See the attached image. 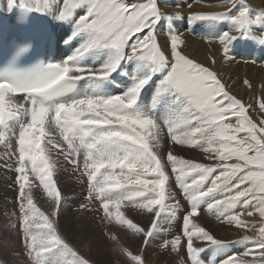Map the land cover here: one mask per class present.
<instances>
[{"label": "snow or ice", "instance_id": "snow-or-ice-1", "mask_svg": "<svg viewBox=\"0 0 264 264\" xmlns=\"http://www.w3.org/2000/svg\"><path fill=\"white\" fill-rule=\"evenodd\" d=\"M211 7L226 11L191 13L188 27L203 26L226 57L242 43L264 52V8L250 0ZM4 12L14 22L0 70V162L16 173L15 227L25 251L15 255L29 264H88L59 228L65 199L55 173L62 158L84 183V200L95 201L106 218L117 209L128 219L129 208L147 213V227L132 220L141 247L155 243L171 255L169 264H204L210 250L222 256L219 264H264V226L256 239L229 241L199 222L204 207L235 228L256 227L237 208L255 205L264 216V118L253 120L216 72L184 54L174 30L182 14L162 13L159 0H7ZM161 22L173 34L166 44L157 36ZM6 40L0 27V46ZM61 41L71 55L42 59ZM149 88L151 100L141 104ZM258 107L264 112V99ZM30 136L40 137L42 159L33 158ZM185 149L208 162L185 158L179 154ZM45 164L59 197L51 216L32 195L38 187L52 199ZM79 209L91 210L84 203ZM138 256L146 260L144 251L128 250L133 264Z\"/></svg>", "mask_w": 264, "mask_h": 264}, {"label": "bare ground", "instance_id": "bare-ground-1", "mask_svg": "<svg viewBox=\"0 0 264 264\" xmlns=\"http://www.w3.org/2000/svg\"><path fill=\"white\" fill-rule=\"evenodd\" d=\"M129 1L131 2V0ZM171 1H173L171 2L173 4L168 5L165 3L166 0H159V6L162 13L187 14L190 13L189 11H192L194 8L200 9L205 8L207 5L211 6L219 3V0H187V4L182 0ZM250 3L255 7L264 8L261 4V0H250ZM4 4L7 5V0H4ZM188 4L190 5L188 6ZM179 24L182 25L181 23ZM221 27L226 26L222 25ZM183 29L184 28L182 26H178V28H175L174 30L180 34L179 37L183 42L182 51L184 54L201 62H205V65L211 66L221 81H224V84L227 81H234L232 78L233 75L248 74L255 69L257 71L264 69V59L262 60V57H258V55L261 53V50L254 52L248 48V46L242 43L233 49H229V55L226 57L222 52L221 46L216 41L208 39L210 33L206 29H197V31L200 33L197 39L190 36L187 31V33H184L185 31H183ZM164 31H166L165 33L168 34V37H165L167 34L165 35ZM157 36L161 44H166V42L172 38V33L169 32L167 25H163V23H161V25L157 28ZM213 60H215V63L212 62ZM253 116L255 117L256 113H253ZM167 149L168 146L166 145L165 151H167ZM179 154L185 158H189L197 162L207 163L204 154L198 150L189 151L185 149ZM15 176L16 174L14 173H5L0 171V190H8L7 203L9 207L7 206V208L10 210V216H8L7 219L11 220V228L6 224L4 226H0V231L3 233L0 243L4 242L10 247L9 251L3 254L5 259V263L3 264H29V261L25 259L23 255L17 256L14 254V252H24V248L17 240L18 229L14 226L16 222V218L14 217H17L18 219L16 204L13 202L16 194V186L14 183ZM11 184L15 186V188L13 187V189H9V185ZM59 186L64 194L65 199V203L61 208L59 228L64 239H66L72 246L77 241V245L73 247L90 264H133V262L127 258L129 249L132 252H145L146 260L140 261L138 256L136 264H169L172 259L171 255L169 254L165 256L163 251L157 247L155 243H153L152 246L146 250L142 249L141 247L143 236L141 235L140 231L136 229V226L132 224V220L141 226L147 227L150 219L147 213H141L135 209L129 208L126 211L131 219H128L125 218L124 214L120 213L117 209L112 213V218H108L111 220V223H104L102 220V222H99L100 219L98 214L94 217H89L88 213H84L78 209L81 193L85 191L84 187L81 188L78 194L79 199H77L74 194H71L70 184L66 178L59 182ZM46 189L49 194H51L52 199L49 201V204L53 208L56 202L55 196L53 195L51 189ZM34 201L40 205L35 198ZM0 203L1 210L5 211V203L1 200ZM258 209V207L252 206L246 209L237 208L236 211L243 213V216L245 217L242 218L244 220H248V225H254V223L259 224V217L261 216L259 215ZM251 211L256 212L249 215ZM7 215L8 214H5L6 217ZM98 222L100 225L97 224ZM199 222L213 235L222 240L234 241L235 234L250 233L252 230V227L235 228L227 225L226 223H222L220 219L217 218L216 209H208L207 207H204ZM80 229L82 231L84 230L85 234L79 235L80 233L78 232ZM4 243L0 245L1 249H3L4 246L7 247V245H4ZM102 244L104 245L102 246ZM203 258L204 264H213V261H215L216 264H219V260L222 259V256H217L210 250L209 252L203 254ZM248 259L250 258L248 257Z\"/></svg>", "mask_w": 264, "mask_h": 264}, {"label": "rangeland", "instance_id": "rangeland-1", "mask_svg": "<svg viewBox=\"0 0 264 264\" xmlns=\"http://www.w3.org/2000/svg\"><path fill=\"white\" fill-rule=\"evenodd\" d=\"M182 1L187 4V0H182ZM171 2H173V1L166 0L165 3L168 4V5H172L173 3H171ZM190 4H188V6ZM261 4L264 7V0H261ZM219 9H216L215 7H211L210 5H207V6H205V8H200V9L194 8L192 11H189L190 13H187V14H182V13H179V14H182L185 18H187V16L189 14H191V12L193 13V12L226 11V9H222V8L220 10ZM161 23H163V22H161ZM179 23H181L182 25H180ZM186 23H187V19L182 20V21H177L176 24H175V26H176L175 28H178V26H182L184 28L183 31H185L184 33H187L188 32V34L190 36H192L193 38H195V39H197V37H199L198 35H200V33L197 31V29L198 28L205 29L203 26L188 27ZM163 25H167V22H164ZM165 32L166 31H164V34L166 35L167 33H165ZM165 37H168V34ZM195 41H197V40H195ZM259 56L260 57H264V52L261 51V53L258 55V57ZM189 58L194 59V58H192L190 56H189ZM263 59L264 58H262V60ZM194 60L197 61V62H200L203 65H205V62H201V61L196 60V59H194ZM263 62H264V60H263ZM205 66L206 67H209L213 71V68L211 66H209V65H205ZM232 78L234 79V81H232V82H228V81L225 82V85L227 86V90L230 92V94L233 95V96H235L236 98L242 100V102L246 105V107H249L250 108L249 115L252 117L253 120H256L258 122L261 118H264V112H261V110L258 107V104L260 103V101L262 99H264V69L263 70H259V71H257L255 69L254 71H252V72H250L248 74H237V75H233ZM245 80L251 82V85H252L251 88L247 87L243 83V81H245ZM253 113H256V116L255 117L253 116ZM206 162H208V161L206 160ZM14 188H15V186H14ZM1 191L2 190H0V193H1ZM48 202H49V200H48ZM254 207H256V206L254 205ZM256 211H251L250 213H254ZM3 212L4 211H2L1 208H0V218H1L0 219V226H4L6 224L5 221H3V218H4ZM100 215H101V213H100ZM90 216L91 215L89 214V217ZM242 217H245V216H243V213H241V219L244 220ZM14 218H16V217H14ZM101 220L104 221V223H111V220H109L108 218L106 220V217L105 216L102 217ZM244 221H245L246 224L248 223V220H244ZM10 222H11V220H10ZM258 223L259 224H255L254 223V225H256V227H252V230H251L250 233H237V234H235L234 235L235 240H239V239H241L243 237H249V238H252V239H256L258 237V234H259V226H264V216H260L259 217V222ZM97 224L100 225L99 222ZM78 233H80L79 235L85 234V231L84 230L82 231L80 229V231ZM2 236H3V233H2V231H0V239H2ZM17 240H18V238H17ZM231 241H233V240H231ZM2 243H4V242H1L0 245ZM4 245H7V244L4 243ZM76 245H77V241L74 243L73 246H76ZM103 245L104 244H102V246ZM4 247H3V249H1V246H0V262H3V263H5V259L3 257L4 256L3 254L6 253V252H8L9 249H10V247L8 245H7V247L6 246H4ZM100 253H102V252H100ZM249 258L252 259L253 257L249 256ZM203 260H204V258H203Z\"/></svg>", "mask_w": 264, "mask_h": 264}]
</instances>
